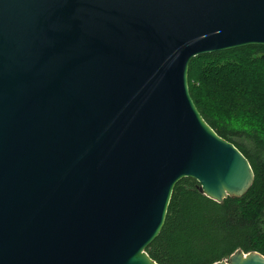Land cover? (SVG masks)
<instances>
[{"label": "water", "instance_id": "1", "mask_svg": "<svg viewBox=\"0 0 264 264\" xmlns=\"http://www.w3.org/2000/svg\"><path fill=\"white\" fill-rule=\"evenodd\" d=\"M250 45L264 0H0V264H157L179 180L243 196L251 165L202 118L188 68Z\"/></svg>", "mask_w": 264, "mask_h": 264}, {"label": "trees", "instance_id": "2", "mask_svg": "<svg viewBox=\"0 0 264 264\" xmlns=\"http://www.w3.org/2000/svg\"><path fill=\"white\" fill-rule=\"evenodd\" d=\"M188 88L205 122L247 158L254 180L243 196L220 203L195 180H179L146 253L157 264H213L238 249L264 256V45L194 57Z\"/></svg>", "mask_w": 264, "mask_h": 264}]
</instances>
